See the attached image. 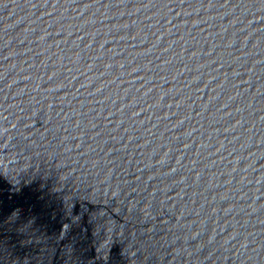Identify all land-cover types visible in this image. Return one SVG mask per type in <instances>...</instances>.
Here are the masks:
<instances>
[{"label": "water", "instance_id": "1", "mask_svg": "<svg viewBox=\"0 0 264 264\" xmlns=\"http://www.w3.org/2000/svg\"><path fill=\"white\" fill-rule=\"evenodd\" d=\"M0 264H264V0H0Z\"/></svg>", "mask_w": 264, "mask_h": 264}]
</instances>
